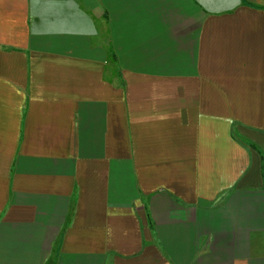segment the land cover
Here are the masks:
<instances>
[{
  "label": "crops",
  "instance_id": "1",
  "mask_svg": "<svg viewBox=\"0 0 264 264\" xmlns=\"http://www.w3.org/2000/svg\"><path fill=\"white\" fill-rule=\"evenodd\" d=\"M0 264H264V0H0Z\"/></svg>",
  "mask_w": 264,
  "mask_h": 264
},
{
  "label": "trees",
  "instance_id": "2",
  "mask_svg": "<svg viewBox=\"0 0 264 264\" xmlns=\"http://www.w3.org/2000/svg\"><path fill=\"white\" fill-rule=\"evenodd\" d=\"M108 55L110 56V58H111L112 60L115 59V54H114V52H113V50H112L111 48H109V54H108ZM148 223L150 224L149 219H148Z\"/></svg>",
  "mask_w": 264,
  "mask_h": 264
}]
</instances>
